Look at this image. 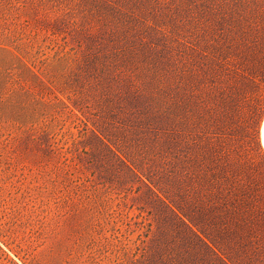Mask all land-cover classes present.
<instances>
[{
  "label": "rangeland",
  "instance_id": "374dc122",
  "mask_svg": "<svg viewBox=\"0 0 264 264\" xmlns=\"http://www.w3.org/2000/svg\"><path fill=\"white\" fill-rule=\"evenodd\" d=\"M0 4L46 75L36 130L0 128V264H264L238 215L264 194V0Z\"/></svg>",
  "mask_w": 264,
  "mask_h": 264
},
{
  "label": "trees",
  "instance_id": "16d2710c",
  "mask_svg": "<svg viewBox=\"0 0 264 264\" xmlns=\"http://www.w3.org/2000/svg\"><path fill=\"white\" fill-rule=\"evenodd\" d=\"M2 6L4 5L0 4ZM4 36L0 35V128L35 131L41 120L38 106L42 102L33 89L45 85L46 75L35 70L36 66L31 58L17 54L19 47L14 48L1 41ZM258 191L256 189L257 194L252 196L254 204L259 203L253 208L256 209L238 214L250 227V234L240 235V240H264V194ZM212 222L223 230L228 227V222L221 219H214Z\"/></svg>",
  "mask_w": 264,
  "mask_h": 264
},
{
  "label": "bare ground",
  "instance_id": "6f19581e",
  "mask_svg": "<svg viewBox=\"0 0 264 264\" xmlns=\"http://www.w3.org/2000/svg\"><path fill=\"white\" fill-rule=\"evenodd\" d=\"M261 143L264 148V119H263L262 126H261Z\"/></svg>",
  "mask_w": 264,
  "mask_h": 264
}]
</instances>
